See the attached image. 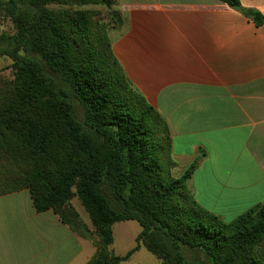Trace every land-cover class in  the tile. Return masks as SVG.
<instances>
[{"label":"trees","instance_id":"trees-1","mask_svg":"<svg viewBox=\"0 0 264 264\" xmlns=\"http://www.w3.org/2000/svg\"><path fill=\"white\" fill-rule=\"evenodd\" d=\"M218 1L261 25L237 0ZM0 16L14 29L4 37L14 78L0 89V195L28 190L37 212L91 241L85 264H121L140 248L160 264H190L183 248L209 264H264V204L224 222L187 188L198 158L171 175L167 124L112 52L116 0H0ZM129 221L141 228L135 245L115 255L113 226Z\"/></svg>","mask_w":264,"mask_h":264},{"label":"crops","instance_id":"crops-1","mask_svg":"<svg viewBox=\"0 0 264 264\" xmlns=\"http://www.w3.org/2000/svg\"><path fill=\"white\" fill-rule=\"evenodd\" d=\"M237 1L261 25L218 0H116L111 33L127 79L167 124L171 175L198 158L187 188L224 222L264 204V0ZM94 253L28 190L0 195V264H85Z\"/></svg>","mask_w":264,"mask_h":264},{"label":"rangeland","instance_id":"rangeland-1","mask_svg":"<svg viewBox=\"0 0 264 264\" xmlns=\"http://www.w3.org/2000/svg\"><path fill=\"white\" fill-rule=\"evenodd\" d=\"M14 33L12 23L9 19L0 16V89L4 86H7L13 80V62L12 59L3 55L6 50V36H10ZM110 32V37L115 40L113 35ZM148 103V102H147ZM149 104V103H148ZM150 105V104H149ZM76 115L78 117L82 116V110L77 105L76 106ZM165 168V166H164ZM70 205L77 211L80 220L83 222L85 220L88 223V227L93 231V227L90 224L87 213L84 208L81 206L77 198H73L70 201ZM141 228L136 222H128V225L121 227L118 224L113 226V245L110 247L111 251L115 255L122 256L127 251H129L133 246L134 236L140 232ZM137 251L130 262H122L121 264H160L159 261L149 254L143 248ZM183 254L185 255L187 261L190 264H209L206 260L204 254L200 251H193L186 248H183Z\"/></svg>","mask_w":264,"mask_h":264}]
</instances>
